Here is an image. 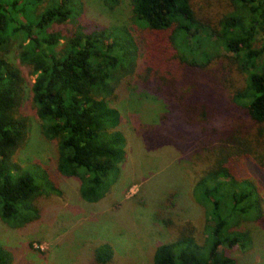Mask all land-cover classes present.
Instances as JSON below:
<instances>
[{"label":"trees","instance_id":"1","mask_svg":"<svg viewBox=\"0 0 264 264\" xmlns=\"http://www.w3.org/2000/svg\"><path fill=\"white\" fill-rule=\"evenodd\" d=\"M230 2L232 11L211 24L199 17L191 0H132L135 25L141 31L137 37L131 29L77 30L60 48L63 36L51 27L71 18L73 0H54L39 13L37 8L30 19L16 8L18 0H0V220L13 228L35 221L36 198L56 190L44 171L40 169L37 177L26 170L31 166L22 168L12 160L27 131L25 118L18 114L26 86L31 87L44 136L56 141L57 172L79 179L82 199L97 203L118 182L126 157L121 114L109 97L122 76L133 77L142 55L143 74L135 82L162 98L170 112L177 110L186 124L200 129L194 155L206 161L193 190L204 209V241L184 230L156 248L153 262L240 264L232 253L246 252L254 243L242 223L264 219L260 190L251 180L238 179L233 169L242 160L264 169V0ZM15 43L13 61L8 55ZM222 53L232 55L229 59L246 77L232 101L257 125L252 130L209 129L220 97L210 93L209 85L186 81L187 74L177 79L175 64L182 73L199 75L215 59L227 56ZM173 200L167 210L176 208L177 196ZM112 256L108 245L96 249L100 264ZM0 264H15L2 245Z\"/></svg>","mask_w":264,"mask_h":264},{"label":"rangeland","instance_id":"2","mask_svg":"<svg viewBox=\"0 0 264 264\" xmlns=\"http://www.w3.org/2000/svg\"><path fill=\"white\" fill-rule=\"evenodd\" d=\"M2 1L11 4L15 0ZM53 2L40 0L36 5L37 0H18L16 8L25 11L30 19L36 17L37 8L39 13ZM191 3L199 17L211 24L232 11L230 0ZM72 4L71 18L51 27L52 32L63 36L60 48L77 30L131 29L136 37L141 32L135 25L132 0H73ZM16 44L8 55L13 61ZM222 55L227 56L215 59L199 75L193 71L182 73L181 66L175 64L179 70L177 79L187 74L186 81L209 85L210 93L220 97L216 118L209 129L252 130L257 125L232 101L234 94L246 85V77L229 59L232 55ZM142 65L141 55L133 77L130 73L122 76L109 97L111 106L121 114L120 129L127 139L126 157L120 165L118 182L97 203L82 199L79 179L57 172L56 141L44 136L31 87L26 86L18 114L25 118L27 131L12 160L22 168L31 166L26 170L37 177L42 175L40 169L44 171L56 190L36 198L39 217L35 221L13 228L0 220V245L12 253L15 264H100L95 252L102 245L110 246L113 252L106 264H154L156 248L176 239L184 230H192L200 242L204 241V209L193 196L206 163L205 158L194 155L200 129L186 124L177 110L170 112L162 98L135 82L136 76L143 74ZM188 87L191 86L187 84ZM233 169L238 179H249L258 187L264 208V169L250 160L239 161ZM173 196H177L176 208L167 210L173 205ZM165 218L176 222L168 224ZM186 222L191 226L182 225ZM241 228L250 230L253 247L232 255L240 264H264V219L259 223L246 220Z\"/></svg>","mask_w":264,"mask_h":264}]
</instances>
